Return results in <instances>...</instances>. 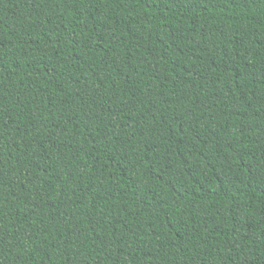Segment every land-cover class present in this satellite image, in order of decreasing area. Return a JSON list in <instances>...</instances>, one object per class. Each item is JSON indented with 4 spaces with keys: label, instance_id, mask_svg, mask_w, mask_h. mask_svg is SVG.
<instances>
[{
    "label": "trees",
    "instance_id": "trees-1",
    "mask_svg": "<svg viewBox=\"0 0 264 264\" xmlns=\"http://www.w3.org/2000/svg\"><path fill=\"white\" fill-rule=\"evenodd\" d=\"M0 264H264V0H0Z\"/></svg>",
    "mask_w": 264,
    "mask_h": 264
}]
</instances>
